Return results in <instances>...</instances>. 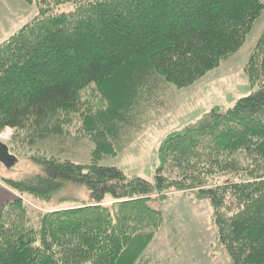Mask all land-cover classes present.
Listing matches in <instances>:
<instances>
[{
	"label": "trees",
	"instance_id": "obj_1",
	"mask_svg": "<svg viewBox=\"0 0 264 264\" xmlns=\"http://www.w3.org/2000/svg\"><path fill=\"white\" fill-rule=\"evenodd\" d=\"M43 1L54 3L0 43V121L40 126L76 106L80 90L95 82L107 103L83 118L104 142L95 158L115 149L179 71L192 79L235 51L264 9L262 0ZM65 3L59 12L50 5ZM236 153L254 165L232 160ZM158 160L147 181L112 165L37 159L40 172L8 186L49 199L67 183L83 185L90 204L44 213L34 230L20 199L1 200L0 264H143L155 229L147 202L169 189L209 200L231 264H264V86L168 134ZM243 168L240 181L214 179ZM107 195L111 207L101 205ZM143 217L151 223L125 231L129 219Z\"/></svg>",
	"mask_w": 264,
	"mask_h": 264
},
{
	"label": "rangeland",
	"instance_id": "obj_2",
	"mask_svg": "<svg viewBox=\"0 0 264 264\" xmlns=\"http://www.w3.org/2000/svg\"><path fill=\"white\" fill-rule=\"evenodd\" d=\"M49 2L54 3L0 0V43L30 23L40 7ZM50 5L55 6L56 11L69 8L68 3ZM241 41L235 51L197 72L192 79H184V73L179 71L171 78L164 95L154 99L155 104L149 101L138 125L133 123L129 132L116 138L111 153L97 158L93 153L104 143L103 139L87 132L83 124L86 115L94 114L107 104L95 82L80 90L76 106L66 112L57 111L40 126H34L29 120L25 126L15 128L2 125L0 121V141L17 158L8 168L0 162V206L4 202L1 200L20 199L26 224L36 230L44 213L90 204L89 192L83 185L67 183L49 199L21 193L8 186V180H21L40 172L36 161L42 158L112 165L128 178L138 176L152 181L159 165V145L168 134L197 122L213 108L223 111L238 98L264 86V9ZM230 158L244 166L254 165L245 153H236ZM243 170L218 172L214 179L221 181L229 177L240 181L246 175ZM114 202L107 195L101 205L111 207ZM147 205L156 212L155 229L140 258L143 264H231L218 241L214 209L208 199L199 198L195 191L169 189L152 194ZM129 223L125 231L151 222L143 217L138 223L129 219Z\"/></svg>",
	"mask_w": 264,
	"mask_h": 264
},
{
	"label": "water",
	"instance_id": "obj_3",
	"mask_svg": "<svg viewBox=\"0 0 264 264\" xmlns=\"http://www.w3.org/2000/svg\"><path fill=\"white\" fill-rule=\"evenodd\" d=\"M16 161L17 158L9 153L7 145L0 141V162L8 168L13 166Z\"/></svg>",
	"mask_w": 264,
	"mask_h": 264
},
{
	"label": "bare ground",
	"instance_id": "obj_4",
	"mask_svg": "<svg viewBox=\"0 0 264 264\" xmlns=\"http://www.w3.org/2000/svg\"><path fill=\"white\" fill-rule=\"evenodd\" d=\"M5 144V143H4Z\"/></svg>",
	"mask_w": 264,
	"mask_h": 264
}]
</instances>
